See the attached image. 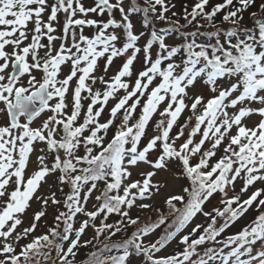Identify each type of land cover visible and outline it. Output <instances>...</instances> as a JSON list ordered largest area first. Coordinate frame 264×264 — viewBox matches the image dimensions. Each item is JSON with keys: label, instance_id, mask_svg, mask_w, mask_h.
<instances>
[{"label": "snow or ice", "instance_id": "6c2138e0", "mask_svg": "<svg viewBox=\"0 0 264 264\" xmlns=\"http://www.w3.org/2000/svg\"><path fill=\"white\" fill-rule=\"evenodd\" d=\"M209 3L181 24L165 0H0V264H264V0Z\"/></svg>", "mask_w": 264, "mask_h": 264}, {"label": "rangeland", "instance_id": "374dc122", "mask_svg": "<svg viewBox=\"0 0 264 264\" xmlns=\"http://www.w3.org/2000/svg\"><path fill=\"white\" fill-rule=\"evenodd\" d=\"M187 0H165L166 4H168L169 6V12L166 13V15L170 18V19H173V20H178L181 24L184 23V20H183V16H184V9L185 7L187 6L188 9L190 10L191 9V6L194 4L195 0H189V4L185 3ZM138 3L141 4V6H143V0H137ZM223 0H210V3L209 5L207 6L208 9H210L213 5L217 4V3H222ZM261 2V0H257V4H259ZM183 3V6H181ZM172 5H175V7H172ZM182 7V8H181ZM157 10L159 11V6H157ZM256 9L255 8H252V9H249V12L250 13L251 11H255ZM172 12H175L176 13V16L173 17L172 16ZM248 13H245L244 15H248ZM133 22L134 24L136 25V28L137 29H140L141 26H142V16H134L133 17ZM202 22V21H201ZM216 22L217 24H220V17L218 16L217 19H216ZM225 27H227V25H224ZM252 26V23H251V19H250V16L248 18H244V21L241 25V27H251ZM152 27H155L156 29L158 28V31L160 29H163V28H169V27H172L171 25L169 24H166L164 22H160V21H153V25ZM188 29V30H187ZM187 29H181V31H188V32H191V30L189 28ZM212 29L210 28H203L201 29V32H207V31H210ZM193 31V30H192ZM146 34H147V30H146ZM243 35V33H242ZM166 39H168L169 41L171 40H176V41H180L182 40V37L178 34H167L166 35ZM199 40L201 42L202 39L199 38ZM203 40L206 41V37H203ZM251 123V122H249ZM140 170H146V166H142V168ZM132 179H142V177L139 175V170H133V176H132ZM156 179H161V177H157ZM167 182L169 184V188L168 189H161V192L160 193H155L153 191V194L146 198L145 200L143 201H137V204L143 202V203H147V204H151L152 205V208H149V209H140L138 207H133L131 210H130V215L135 218L137 216H139V213H143L144 215H147V213H151L152 215H149L151 220H156V211L154 209L156 208H160V209H163L165 208L166 206L163 204V200L164 198L166 197V195L170 192V191H179V183H183V181H177L176 177H174L173 175L169 174L168 177H167ZM240 183L237 182V185H236V189H237V192L239 191V188H240ZM61 194L58 193V196H60ZM242 198H246V195H244ZM218 199V197H217ZM94 202V201H93ZM217 203V200L216 199H213L212 201V204L215 205ZM212 205H209V207H211ZM38 206L37 205H33V210H35ZM88 207L91 208L92 207V202H90L88 204ZM53 214H54V208L53 207H50L49 208V211H48V215L46 217V221L45 220H42L41 223H40V227L37 229V232L36 234H40L42 232L45 231L46 227L49 226L52 222V219H53ZM256 213H254V211L250 210L249 213H247L245 215V217L241 218V220H239L235 225H233L230 229L226 230L225 232V236L226 235H230V234H234L236 233L238 230H240L245 224H247L248 222H250L254 216H255ZM170 217V216H169ZM119 220V217L113 215L110 219H109V223H113V222H116ZM170 220H171V217H170ZM195 222L197 223H201V222H204V219L203 217H200L199 219H197ZM28 224V219L26 218L25 219V225L24 226H27ZM130 229V228H128ZM163 232V228L161 226L160 229H158L156 231V233L151 237L152 239H156L158 238V235L159 233ZM129 234L128 230L127 232H121L119 234H117V236L113 237L111 240H105L104 236H101L99 241H106L107 243H114V242H117V241H120L122 240L123 238H125L127 235ZM94 233L89 230L87 233H86V236L84 237V239H92ZM97 241V240H96ZM93 243H94V239L92 240V244L89 245L88 247H92L93 246ZM87 247V248H88ZM180 246L175 242L173 241L170 245H168L165 249L161 250V252L158 254V255H169V254H174L177 250H179ZM80 261H83L82 259H80Z\"/></svg>", "mask_w": 264, "mask_h": 264}, {"label": "trees", "instance_id": "16d2710c", "mask_svg": "<svg viewBox=\"0 0 264 264\" xmlns=\"http://www.w3.org/2000/svg\"><path fill=\"white\" fill-rule=\"evenodd\" d=\"M189 0H187L185 3H187V4H189V2H188ZM181 6H183V3H182V5ZM214 6V5H213ZM182 8V7H181ZM249 17V13H248V15L246 14V15H244V18H248ZM155 28V27H154ZM156 29V28H155ZM189 29L192 31V30H194L191 26L189 27ZM157 31H158V28L156 29ZM188 30V29H187ZM188 32V31H187ZM241 35H242V33H241ZM201 39H202V41L203 42H206L205 40H203V36H201L200 37ZM154 191V190H153ZM156 209H160V208H156ZM155 210V209H154ZM161 211H163L164 212V214L165 215H167V213H168V209L165 207V208H163V209H160ZM255 213V212H254ZM157 215H156V218H158V215H159V213L157 212L156 213ZM149 215H152L151 213H147V215H144L143 213H139V216H137V217H139L140 218V224L138 225V226H143L145 223H148L149 222ZM171 220H170V217L168 218V222H170ZM164 227L165 226H162V228L164 229ZM135 230V227H130V229H128V232H129V234L128 235H130V233L132 232V231H134ZM163 232H162V230H161V232L159 233V235H158V238H159V236L162 234ZM103 243H107L106 241H96V240H94V243H93V246L92 247H88V248H82L81 250H80V252L78 253V260H80V259H82L83 261L86 259V257H87V254L89 253V252H91V251H94V250H96L97 248H99V247H102L103 246ZM113 254H115V253H113Z\"/></svg>", "mask_w": 264, "mask_h": 264}]
</instances>
